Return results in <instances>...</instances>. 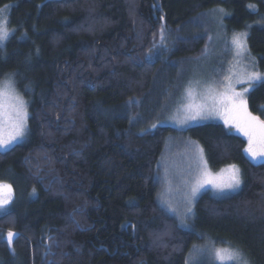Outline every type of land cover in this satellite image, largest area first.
I'll return each instance as SVG.
<instances>
[{
	"label": "trees",
	"instance_id": "16d2710c",
	"mask_svg": "<svg viewBox=\"0 0 264 264\" xmlns=\"http://www.w3.org/2000/svg\"><path fill=\"white\" fill-rule=\"evenodd\" d=\"M4 7L12 33L0 45V82L14 79L28 119L26 138L0 152V182L13 192L0 214V264H186L204 237L264 264V162L251 163L245 140L221 124L179 132L158 118L183 83L177 72L204 54L214 11L223 9L228 33H248L264 73V0H0ZM247 98L264 119V84ZM178 133L200 144L211 171L235 165L242 177L230 196L202 193L190 229L157 202V164Z\"/></svg>",
	"mask_w": 264,
	"mask_h": 264
},
{
	"label": "rangeland",
	"instance_id": "374dc122",
	"mask_svg": "<svg viewBox=\"0 0 264 264\" xmlns=\"http://www.w3.org/2000/svg\"><path fill=\"white\" fill-rule=\"evenodd\" d=\"M2 10L3 11L0 12V18H6L9 21V7H4ZM207 17L208 21L205 23V28L210 29L212 34L208 40L205 52L199 59L194 61V64H191L184 71L177 72L178 77L182 79L183 83L173 94L170 96L169 94L166 95V99H164L165 102L162 104V108L158 111L160 114L158 115V118H161L159 124L162 126L173 127L179 132L205 123L221 124L231 134L244 139L246 142L245 148H247V137L238 132L234 127H226L223 120L219 117L183 122L184 116L188 111L186 106L189 104L200 105L211 103L207 97L223 91L222 85L226 83L225 77L232 76V82L236 90L242 91L243 88L247 87V84L238 83L237 81L242 79L247 72L253 70L258 71L256 70L257 68L254 59L249 53L248 45L246 53L240 56L236 55L231 43L233 35L236 33L227 32L224 22L221 21L223 17L222 14L214 11ZM9 31L12 33L11 30ZM10 78L11 77H9V79ZM11 79L14 80L13 78ZM6 80H8V78L2 79L0 83ZM208 84L212 85V93H209L208 91ZM189 89L192 92L191 96L188 95ZM245 95L247 96L248 93ZM10 132L11 128L5 118L2 132H0V134L7 139ZM26 132L25 136L22 139L15 141L9 149L21 143L26 138ZM200 149H202V147L197 141L178 133L168 138L157 164L155 180L158 187V205L166 214L176 220L181 228L184 229H190L192 218L194 216V205L202 193L210 192L215 198H223L238 192L242 187L241 183L240 187L235 190L226 189L222 193H218L211 184L204 183L210 178L217 183H227L230 179L231 171L230 166H228L214 172L211 171L207 163V171L211 175H205L204 165L199 161ZM0 152L3 153L6 151ZM244 153L246 158L253 164L264 162V159L253 161L245 151ZM203 157L207 162L204 150ZM198 182L204 183V186L200 188L191 205L193 209L192 214L186 215V208L188 207L187 197L190 195L192 187L196 186ZM12 200V189H0V214L7 211ZM181 219L185 221V226L183 227L180 223ZM5 239L7 241V234ZM213 247L220 248L223 246L213 245V243L205 237L197 243L192 244L187 252V264H215L214 260L207 254V252H201V250L212 249Z\"/></svg>",
	"mask_w": 264,
	"mask_h": 264
},
{
	"label": "snow or ice",
	"instance_id": "6c2138e0",
	"mask_svg": "<svg viewBox=\"0 0 264 264\" xmlns=\"http://www.w3.org/2000/svg\"><path fill=\"white\" fill-rule=\"evenodd\" d=\"M249 7L253 10L255 9V5H249ZM2 11L0 10V12ZM219 12L223 13V9H219ZM8 23V19L0 18V45L11 35ZM247 37L248 33L246 31L233 35L231 43L236 55L240 56L247 52ZM163 39L164 34L162 30L161 40ZM225 81L226 83L222 85L223 91L207 97L211 103L187 105L188 111L184 116L183 122L219 117L223 120L226 127H234L238 132L247 137L248 147L244 151L253 161L264 159V119L253 115L249 111L248 98L245 95L251 90H255L257 85L264 84V73L254 70L247 72L242 79L237 81L238 83L247 84V87L243 88L242 91L236 90L232 82V76L225 77ZM207 87L209 93H212V85L208 84ZM188 95H192L190 89ZM260 111L264 112V108L260 109ZM27 115L26 102L16 92L14 80L10 78L0 83V132H2L5 118L11 128L7 139L0 134V151H7L15 141L25 136ZM199 161L204 165L205 175L210 176L211 174L207 171V162L204 160L202 149L199 150ZM230 171L231 176L227 183H217L211 178L204 183L211 184L218 193H222L226 189L235 190L242 183L241 172L235 165L230 166ZM204 183L198 182L196 186L192 187L191 193L187 197L188 207L186 208V215L192 214L193 209L191 205L200 188L204 186ZM4 188L10 190L11 186L0 182V189ZM180 223L182 227L185 226L183 219H181ZM15 237V233L11 231L7 233L9 246L14 243ZM201 252H207L215 264H250V261L243 252L239 248H234L231 245L204 249Z\"/></svg>",
	"mask_w": 264,
	"mask_h": 264
}]
</instances>
